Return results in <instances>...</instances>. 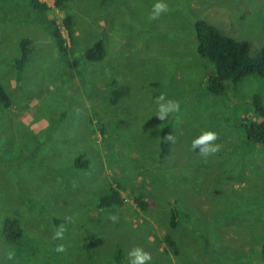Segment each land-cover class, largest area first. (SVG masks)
Returning a JSON list of instances; mask_svg holds the SVG:
<instances>
[{
	"label": "rangeland",
	"instance_id": "obj_1",
	"mask_svg": "<svg viewBox=\"0 0 264 264\" xmlns=\"http://www.w3.org/2000/svg\"><path fill=\"white\" fill-rule=\"evenodd\" d=\"M39 1L44 13L29 0H0V86L9 97L0 103V264H128L133 248L151 254L147 264H264V146L246 142L238 126L253 94L264 105V81L248 75L208 93L210 65L196 55L192 30L204 19L248 41L254 56L264 45V0H161L169 11L157 20L148 19L157 0ZM22 37L31 51L18 71ZM96 40L104 56L86 62ZM161 94L180 104L164 121ZM165 124L174 142L160 157ZM205 130L220 146L208 157L191 150ZM77 157L87 165L75 166ZM108 186L121 201L101 208ZM5 218L20 227L16 243L2 237Z\"/></svg>",
	"mask_w": 264,
	"mask_h": 264
},
{
	"label": "trees",
	"instance_id": "obj_2",
	"mask_svg": "<svg viewBox=\"0 0 264 264\" xmlns=\"http://www.w3.org/2000/svg\"><path fill=\"white\" fill-rule=\"evenodd\" d=\"M65 0H54V6L61 8ZM31 8L39 13H44L48 6L39 0H29ZM67 36L71 35V17L66 15L61 20ZM51 35L58 50L64 52L66 49L65 39L60 31V26L51 20ZM195 53L210 65V71L206 76L205 90L213 95H221L228 89H235L238 84L248 75L264 81V45H261L254 56L249 52L250 44L244 39H236L222 33L216 26L204 19L196 18L192 22ZM31 41L22 37L18 42V56L13 60V68L20 71L30 55ZM104 56L103 43L96 40L82 52L86 62L100 61ZM0 103L6 107L9 105V97L0 86ZM250 111L245 117H240L238 126L242 130L244 139L248 143L264 146V105L258 94H253L248 100ZM171 134L168 124L160 130L158 156L164 157L168 154L171 141L166 135ZM198 150V149H197ZM199 151V150H198ZM77 167H85L87 160L77 157L74 160ZM121 201L119 189L116 186H108L106 191L99 195L97 202L101 208H109L118 205ZM136 205L145 211V201L134 197ZM177 216L172 212L170 225L175 227ZM19 225L9 218H5L1 224V234L8 243H16L20 238Z\"/></svg>",
	"mask_w": 264,
	"mask_h": 264
},
{
	"label": "clouds",
	"instance_id": "obj_3",
	"mask_svg": "<svg viewBox=\"0 0 264 264\" xmlns=\"http://www.w3.org/2000/svg\"><path fill=\"white\" fill-rule=\"evenodd\" d=\"M169 11V7L166 3L157 0L156 3L152 5V10L149 14V20L159 19L162 13ZM158 108L156 117L161 121H164L169 115L179 112L180 104L175 100H166L165 96L161 94L156 101ZM168 141L174 142V137L170 134L166 135ZM218 139L216 132L205 130L202 131L199 136L191 141V150H199V154L203 157H208L217 153L220 150V146L215 143ZM109 219L115 221L116 216L112 215ZM65 228L63 225L59 226L55 233L53 234V239H63ZM57 253H62L65 251L64 245H57L54 249ZM15 256L14 251H9L7 253V258L12 260ZM128 264H147L148 261L152 259L151 254L143 251L140 248H133L128 252Z\"/></svg>",
	"mask_w": 264,
	"mask_h": 264
}]
</instances>
